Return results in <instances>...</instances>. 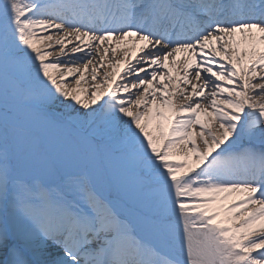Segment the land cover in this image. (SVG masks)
<instances>
[{
  "label": "snow or ice",
  "instance_id": "obj_1",
  "mask_svg": "<svg viewBox=\"0 0 264 264\" xmlns=\"http://www.w3.org/2000/svg\"><path fill=\"white\" fill-rule=\"evenodd\" d=\"M0 264H264V0H0Z\"/></svg>",
  "mask_w": 264,
  "mask_h": 264
},
{
  "label": "bare ground",
  "instance_id": "obj_2",
  "mask_svg": "<svg viewBox=\"0 0 264 264\" xmlns=\"http://www.w3.org/2000/svg\"><path fill=\"white\" fill-rule=\"evenodd\" d=\"M115 46V45H114ZM180 56H183V55H185L184 53H181V54H179ZM108 63V60H106L105 61V64H107ZM124 66L123 65H120V69H122ZM108 71H112V69H107ZM101 71H103V70H101ZM82 87H88L89 85L87 84V83H83L82 85H81ZM178 103H179V101H178Z\"/></svg>",
  "mask_w": 264,
  "mask_h": 264
}]
</instances>
